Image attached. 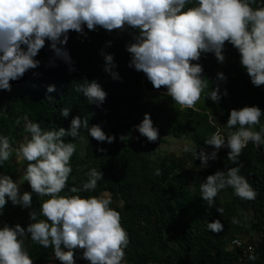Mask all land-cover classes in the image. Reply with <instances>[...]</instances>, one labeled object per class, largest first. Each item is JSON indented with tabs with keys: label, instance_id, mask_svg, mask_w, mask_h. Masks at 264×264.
I'll list each match as a JSON object with an SVG mask.
<instances>
[{
	"label": "clouds",
	"instance_id": "9594fccd",
	"mask_svg": "<svg viewBox=\"0 0 264 264\" xmlns=\"http://www.w3.org/2000/svg\"><path fill=\"white\" fill-rule=\"evenodd\" d=\"M100 29L107 33H127L131 38L124 46L130 56L127 66L142 73L154 90L163 89L180 109L199 111L196 105L209 81L213 87L206 100L219 104L228 95L227 88L221 92L227 76L217 72L210 80L199 62L212 54L218 64H224L226 45L237 52L239 65L252 86L264 87V4H258L257 0H0V91L10 92L12 82L40 67L36 57L46 46L56 59L69 66V72L76 71L66 48L70 33L87 39L88 32ZM111 46L112 41H107L105 47ZM100 55L104 59V72L119 80V74L114 71L117 67L114 55L103 49ZM53 65L50 61L48 66ZM54 91L55 85L47 87L48 93ZM76 91L97 107L107 98V92L97 80L83 79ZM47 99L52 101L50 96ZM70 112V108H62L60 115L67 118ZM261 117L264 111L259 106L233 108L225 126L235 131L225 137L216 128L205 140V145L213 149L210 153L205 148L183 149L205 168L219 158L222 149H227V160L236 165L226 171L218 169L201 182L200 198L209 208L216 205L217 196L226 188L233 189L240 200H256L258 193L241 175L240 157L250 142L256 149L264 146ZM23 120L30 138L26 137V142L18 148L13 149L8 137L0 136V167L9 161L13 151L18 161L26 162L16 181L0 172V217L11 202L14 207L31 209L30 223L22 227L0 220V264H34L24 246L26 239L45 249L52 248L60 264H76L77 250L82 251L80 259L88 264H127L125 250L130 238L122 226L120 212L110 207L112 200L60 195L66 188L71 193L94 191L98 181L104 179L101 171L92 168L82 188L68 187L71 158L77 146L65 142L64 137L75 140L82 128L98 144H112L116 136L107 135L99 125L89 127L88 120L79 115L72 118L68 130L60 127L46 131L27 116ZM20 123L17 119L16 124ZM134 130L148 143L160 139L148 113ZM126 138L119 136L121 142ZM96 151L106 153L107 149L100 147ZM155 175H161V171L157 169ZM23 182H27L31 191L21 194ZM33 194L49 197L40 204L39 211L32 207ZM216 211L222 216L224 209L218 207ZM38 215L43 219L38 220ZM206 223L207 230L213 233L224 230L220 220ZM231 223L239 225L240 221L233 217ZM231 243L241 245L239 239ZM247 252L254 253V249L249 246ZM247 259L255 261L257 256L247 255Z\"/></svg>",
	"mask_w": 264,
	"mask_h": 264
},
{
	"label": "trees",
	"instance_id": "16d2710c",
	"mask_svg": "<svg viewBox=\"0 0 264 264\" xmlns=\"http://www.w3.org/2000/svg\"><path fill=\"white\" fill-rule=\"evenodd\" d=\"M259 4H264L261 0ZM256 7V5H253ZM87 31V29H85ZM130 36L116 32L107 33L100 29L96 32H88L87 39L76 33H70L66 46L73 61L74 72H69V66L60 59H56L54 53L46 46L36 57L40 61V67L29 71L21 80L12 82V90L0 91V136L9 138L10 144L15 140H21L24 135V116L29 120L40 124L43 130H58L60 127L68 130L73 117L80 116L87 119L89 127L99 125L107 135L116 136L112 144H98L90 137L85 129L80 130V136L72 140L64 137L65 142L77 144L80 140L91 139L87 149V156L91 160V167L103 173L104 179L98 181V186L91 192L71 193L66 188L63 193L66 196L80 195L100 197L103 193L111 195L112 201L121 203L114 209L120 212L122 226L129 234L130 244L126 251V257L131 264H233L237 253L231 255L225 253L216 246L213 232L207 230V223L216 220L217 211L209 208L206 201L200 198V184L206 174L195 183V191L189 190V183L183 172L180 162L169 161L165 158L160 163L161 175L143 174L138 178V173L147 168V164L141 156L146 153L144 144L137 142L134 126L139 124L141 111L146 110L150 114L154 127L164 135L179 137L177 132H166L163 120L155 113L156 108H148L143 105L141 86L144 79L142 73H137L129 68V54L125 51V44ZM107 41H112L111 47H105ZM114 55L117 67L114 69L119 74V80H113L104 72V59L100 55L101 50ZM225 55L232 61L239 59L237 52L226 45ZM53 61V66H48ZM228 79L235 85H240L246 72L236 63L228 64ZM97 80L107 92L106 101L100 107L89 104L82 93L76 91L83 79ZM49 85H55L56 91L47 92ZM52 98L49 101L48 97ZM62 108H70L69 117L60 115ZM6 112L3 113V110ZM135 117L128 125L113 127L121 116ZM20 119L21 123L16 124ZM29 136L30 134L27 133ZM120 135L127 138L121 142ZM107 149L106 153L97 152V148ZM77 157L73 155L71 164ZM243 164L241 175L253 186L258 193L255 201H247L256 214L264 217V157L259 149L250 142L243 150L240 157ZM141 164L142 165L141 167ZM69 176L68 187L82 188L88 179L86 174H78L75 165ZM231 162L225 166L222 163L214 167L225 170L233 167ZM9 167V165H8ZM89 172V171H88ZM14 179V173L9 174ZM136 188H141L142 198L138 201L134 197ZM61 195V193H60ZM30 221H22L20 225L26 227ZM9 225L13 223H8ZM153 231L152 240L162 251L161 258L154 257L146 250L138 247V236L142 229ZM263 229V230H262ZM262 240H264V227H262ZM171 245L175 249H171ZM34 264H48L54 257L52 248H43L25 240L24 244ZM262 252V253H261ZM81 250L76 252V264H88L80 259ZM260 256L264 262V241L258 245L257 258ZM251 261L249 264H255Z\"/></svg>",
	"mask_w": 264,
	"mask_h": 264
},
{
	"label": "rangeland",
	"instance_id": "374dc122",
	"mask_svg": "<svg viewBox=\"0 0 264 264\" xmlns=\"http://www.w3.org/2000/svg\"><path fill=\"white\" fill-rule=\"evenodd\" d=\"M261 0H257V3ZM264 2V0H262ZM259 4V3H258ZM226 56V61L224 64H218L214 55L208 54L206 57H202L199 61L204 68V74L207 78L214 79L217 72H223L226 76L230 71L228 70V64L236 63L239 64V59L236 61L230 60ZM213 85L209 81V86L202 95L201 100L197 103L196 108L199 111H193L191 109H180L179 106L174 105L170 97L166 95L163 89L157 91L154 90L151 84L144 77L141 93L143 96V105L148 108H156L155 113L160 115L163 120V126L166 132H177L179 137L164 135L159 133L160 139L155 143H148L146 138L140 137L139 133L135 131V137L137 142H142L146 153L140 151L141 156L147 168L145 170H140L138 173V178L142 177L143 174L147 176L155 175L157 169L160 168V163L163 159L168 158L169 161L180 162L183 166V172L186 175L189 183V190L195 191V183L201 178L202 174L208 175L213 174L217 169L214 167L216 164H223L225 166L230 164L227 160V149H222L218 153V159L216 161H210L209 166L205 168L200 165L199 160H195L192 154L186 153L183 149L187 146L199 151L200 148H205L209 153L213 150L210 146L205 145V140L208 139L216 128L221 129V134L227 137L230 132L235 131V129H228L225 125L227 124L228 115L231 109H239L243 106H259L262 111H264V87L255 88L252 86L249 77L245 74L243 82L235 86L227 76V83L221 85V92L224 88H227L228 95L223 97L219 104H214L210 100H206L207 93L212 89ZM6 109L3 110V113ZM146 110L141 111L139 118L143 119ZM135 120V117L131 116H121L119 121H117L113 127H118L119 125H128ZM261 123L264 124V117H261ZM255 130H259L256 128ZM26 137L30 138L27 132L24 131L23 138L21 140H15L11 145L13 149L19 147L21 143L26 142ZM139 137V139H137ZM91 139H82L76 146L75 156L77 160H73L71 167H76L78 174H86L91 167V160L87 156V149L90 145ZM259 149L260 153L264 157V146ZM9 165V167H8ZM144 164H141V167ZM26 167L25 161H18L16 159L15 151L8 162H6L2 167H0V172L9 175L14 173V181L18 180L22 175V169ZM205 177V178H206ZM24 191H31L27 182L21 184V194ZM141 188H136L134 191V197L138 201H145L142 198ZM61 196H66L65 193L61 192ZM100 197L111 198L108 193H103ZM49 197H38L33 194V209L39 211L40 204ZM116 205L123 206L121 203H115L112 201L110 207L114 208ZM222 207L224 209L223 215L221 216L217 212L216 220L224 225V230L220 233H213L214 242L218 243L217 247H220L225 253L231 255L234 251L231 249V241L235 238H241L246 243H258L262 244L263 236L260 230L264 227V217L260 214H256L252 207L248 205L247 201L240 200L233 194V189L226 188L221 191L216 198V205L214 208ZM31 209H22L19 206H12L11 202L4 209L3 217H0L5 223H13L11 225L20 224L22 221L29 220V211ZM235 217L240 221L239 225H234L231 223L232 218ZM247 217V219H246ZM37 219H43L42 216L37 217ZM153 236V231L149 229H142L139 232L137 245L139 248L146 250L149 254L154 257L161 258L163 256L162 251L154 244L151 239ZM171 249H175L171 245ZM66 250V249H65ZM262 253V252H261ZM127 264H131L126 257ZM48 264H60L58 260L54 257ZM255 264H264L262 258L258 256Z\"/></svg>",
	"mask_w": 264,
	"mask_h": 264
},
{
	"label": "built area",
	"instance_id": "2783aa9c",
	"mask_svg": "<svg viewBox=\"0 0 264 264\" xmlns=\"http://www.w3.org/2000/svg\"><path fill=\"white\" fill-rule=\"evenodd\" d=\"M241 241L240 246L233 245L231 243V249L237 253V257L233 264H249L251 261L247 259V255L255 254L257 256L258 243H246L241 238H235ZM251 246L254 249V253H248L247 250Z\"/></svg>",
	"mask_w": 264,
	"mask_h": 264
}]
</instances>
